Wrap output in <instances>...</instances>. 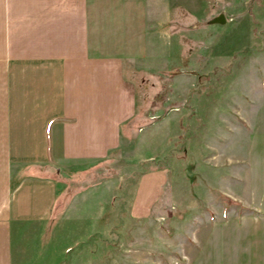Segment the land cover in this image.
<instances>
[{
  "label": "rangeland",
  "instance_id": "rangeland-1",
  "mask_svg": "<svg viewBox=\"0 0 264 264\" xmlns=\"http://www.w3.org/2000/svg\"><path fill=\"white\" fill-rule=\"evenodd\" d=\"M143 9L145 44L124 62L136 118L121 129V152L57 174L78 195L52 264H209L225 230L259 224L264 0H146ZM220 14L224 25H208ZM154 169L167 174L165 193L147 219L131 220L137 182Z\"/></svg>",
  "mask_w": 264,
  "mask_h": 264
},
{
  "label": "crops",
  "instance_id": "crops-1",
  "mask_svg": "<svg viewBox=\"0 0 264 264\" xmlns=\"http://www.w3.org/2000/svg\"><path fill=\"white\" fill-rule=\"evenodd\" d=\"M145 1L0 0V264H52L78 195L58 175L121 147L136 118L124 62L145 44ZM166 184L162 169L141 175L129 218L147 219ZM258 211L255 230L224 231L209 264H264Z\"/></svg>",
  "mask_w": 264,
  "mask_h": 264
},
{
  "label": "water",
  "instance_id": "water-1",
  "mask_svg": "<svg viewBox=\"0 0 264 264\" xmlns=\"http://www.w3.org/2000/svg\"><path fill=\"white\" fill-rule=\"evenodd\" d=\"M226 23L225 16L220 14L208 22V25H224Z\"/></svg>",
  "mask_w": 264,
  "mask_h": 264
},
{
  "label": "trees",
  "instance_id": "trees-1",
  "mask_svg": "<svg viewBox=\"0 0 264 264\" xmlns=\"http://www.w3.org/2000/svg\"><path fill=\"white\" fill-rule=\"evenodd\" d=\"M117 152H121V147H119V149H117V150H115V151H111V152H109V154H108V158H110V156L111 155H113V154H115V153H117ZM224 198V197H223ZM227 199V198H226ZM161 200V199H160ZM160 200L157 202V204L158 203H160ZM227 201V200H226Z\"/></svg>",
  "mask_w": 264,
  "mask_h": 264
}]
</instances>
